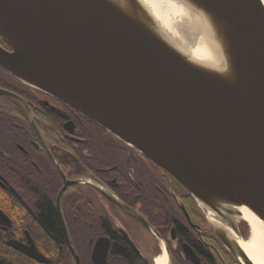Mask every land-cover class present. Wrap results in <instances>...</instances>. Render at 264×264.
<instances>
[{"label":"water","instance_id":"1","mask_svg":"<svg viewBox=\"0 0 264 264\" xmlns=\"http://www.w3.org/2000/svg\"><path fill=\"white\" fill-rule=\"evenodd\" d=\"M181 1L205 20L220 66L174 43L141 0H0L12 47L0 44V66L174 176L228 250L255 264L237 236L243 207L264 226V5Z\"/></svg>","mask_w":264,"mask_h":264},{"label":"flooded vegetation","instance_id":"2","mask_svg":"<svg viewBox=\"0 0 264 264\" xmlns=\"http://www.w3.org/2000/svg\"><path fill=\"white\" fill-rule=\"evenodd\" d=\"M0 89V264H242L161 166L1 66Z\"/></svg>","mask_w":264,"mask_h":264},{"label":"bare ground","instance_id":"3","mask_svg":"<svg viewBox=\"0 0 264 264\" xmlns=\"http://www.w3.org/2000/svg\"><path fill=\"white\" fill-rule=\"evenodd\" d=\"M150 9L160 27L168 37L194 59L211 66H220L223 59L219 56L203 17L181 0H141ZM264 5V0H261ZM242 218L251 227L248 240L237 239L242 248L255 264H264V226L246 207L241 208ZM211 220L219 224L213 212ZM166 254L158 256L156 264H167Z\"/></svg>","mask_w":264,"mask_h":264},{"label":"trees","instance_id":"4","mask_svg":"<svg viewBox=\"0 0 264 264\" xmlns=\"http://www.w3.org/2000/svg\"><path fill=\"white\" fill-rule=\"evenodd\" d=\"M53 221H55V223H54V225H53V228H52V229L50 228V230H51V231H54V232L57 233V234H59L60 230H59V228H58V225H57V223H56L55 218H53Z\"/></svg>","mask_w":264,"mask_h":264},{"label":"rangeland","instance_id":"5","mask_svg":"<svg viewBox=\"0 0 264 264\" xmlns=\"http://www.w3.org/2000/svg\"><path fill=\"white\" fill-rule=\"evenodd\" d=\"M240 222H243V221L241 220ZM246 232H247V237L246 238L249 239L250 236H251V229H250V227H249V225L247 223H246ZM241 235H242V233H241Z\"/></svg>","mask_w":264,"mask_h":264}]
</instances>
